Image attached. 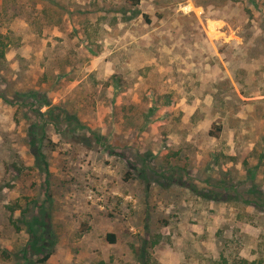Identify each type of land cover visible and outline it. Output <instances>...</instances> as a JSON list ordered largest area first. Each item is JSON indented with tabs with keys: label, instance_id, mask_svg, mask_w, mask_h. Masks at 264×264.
<instances>
[{
	"label": "rangeland",
	"instance_id": "obj_1",
	"mask_svg": "<svg viewBox=\"0 0 264 264\" xmlns=\"http://www.w3.org/2000/svg\"><path fill=\"white\" fill-rule=\"evenodd\" d=\"M245 260L264 0H0V264Z\"/></svg>",
	"mask_w": 264,
	"mask_h": 264
},
{
	"label": "trees",
	"instance_id": "obj_2",
	"mask_svg": "<svg viewBox=\"0 0 264 264\" xmlns=\"http://www.w3.org/2000/svg\"><path fill=\"white\" fill-rule=\"evenodd\" d=\"M128 4H130L131 6H138L141 2V0H125ZM145 19L147 22H149V19L145 16ZM210 134H214L213 131H210ZM108 240L111 243H115L116 242V236L113 233H109L108 234ZM51 256L50 253H46L43 257H41L39 259L40 262H45L49 259V257ZM244 264H259L256 261H249V260H245L243 261Z\"/></svg>",
	"mask_w": 264,
	"mask_h": 264
}]
</instances>
